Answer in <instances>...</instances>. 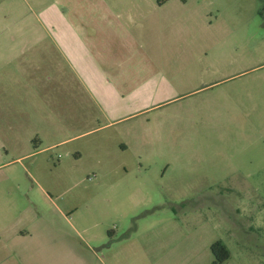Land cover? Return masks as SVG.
<instances>
[{"label": "rangeland", "instance_id": "1", "mask_svg": "<svg viewBox=\"0 0 264 264\" xmlns=\"http://www.w3.org/2000/svg\"><path fill=\"white\" fill-rule=\"evenodd\" d=\"M48 7L101 34L108 75L157 68L175 100L107 125L48 49ZM199 76L217 83L188 94ZM17 231L0 264L49 238L65 264H213L216 242L264 264V0H0V237Z\"/></svg>", "mask_w": 264, "mask_h": 264}, {"label": "crops", "instance_id": "2", "mask_svg": "<svg viewBox=\"0 0 264 264\" xmlns=\"http://www.w3.org/2000/svg\"><path fill=\"white\" fill-rule=\"evenodd\" d=\"M40 20L42 21V26L49 33V38L53 37L54 44L50 45L48 48L50 52L57 51V59L61 64H63V70L65 67L69 69L73 76V80L77 83L78 89L88 94V96L93 99L100 113L103 114L106 121H109L107 125L120 123L121 121L128 119L131 116H136L141 113H145L148 110H153L160 107L166 102L175 100L176 97L167 98L165 95L161 94V90L164 87H171L169 80L163 76L162 72H157V68L147 67L149 73L152 75L143 81H138L137 84H133L128 88V78H118V76H110L105 72L106 67H118L116 65H111L112 58L110 55L113 54V49L101 48L93 45V42L97 43L99 46L100 41H95L99 35L98 31L92 30V36H84L81 28L78 29L74 27L66 17L60 13L58 10H53V7L45 8L40 14ZM161 24L156 21L155 26L159 27ZM82 34V35H81ZM94 40L92 43H88L85 40ZM117 40V39H116ZM129 42V43H128ZM127 46L133 44V39L129 38ZM20 46L27 47V44H20ZM119 46L116 41L114 48ZM122 49L126 48L121 46ZM118 49H115V51ZM128 51V50H127ZM126 49L123 54L127 52ZM119 53L121 51H118ZM155 67V66H154ZM120 69V68H119ZM154 69V71L152 70ZM165 73L172 75L182 74L186 76L187 73H192L193 71L179 68L174 66L162 68ZM165 70V71H164ZM156 75V76H155ZM200 83H194L198 80ZM128 79V81H127ZM191 84L189 88L191 91L188 93H193L199 91L202 88H208L209 86L217 83L205 84L204 81L199 77L195 79H189ZM194 82V83H192ZM30 234L26 235L25 232L19 233L18 231L11 239H5L0 237V255L2 253L7 254L4 260L11 257V252L16 243H24L26 240L31 239ZM24 240V241H23ZM62 241L58 238H49L44 240L38 246L35 245L32 256L34 264H45V259L42 258L43 255L46 259H52L57 256L56 250L60 251L58 253V264H65V261L69 260V248L68 256L62 254ZM21 250V249H20ZM22 252V251H20ZM23 254H29L26 250H23ZM65 259V261H64ZM56 261V260H55Z\"/></svg>", "mask_w": 264, "mask_h": 264}, {"label": "trees", "instance_id": "3", "mask_svg": "<svg viewBox=\"0 0 264 264\" xmlns=\"http://www.w3.org/2000/svg\"><path fill=\"white\" fill-rule=\"evenodd\" d=\"M211 252L215 257L219 256V258L216 259L213 264H222L229 257L228 253L224 249H222V246L218 242L212 245Z\"/></svg>", "mask_w": 264, "mask_h": 264}]
</instances>
